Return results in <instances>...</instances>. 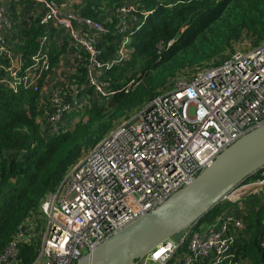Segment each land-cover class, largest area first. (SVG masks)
Instances as JSON below:
<instances>
[{"label": "built area", "instance_id": "2783aa9c", "mask_svg": "<svg viewBox=\"0 0 264 264\" xmlns=\"http://www.w3.org/2000/svg\"><path fill=\"white\" fill-rule=\"evenodd\" d=\"M74 2L0 0V71L4 73L0 81L13 91L39 90L40 80L48 76L41 91L47 94L44 116L52 131L62 129L56 122L64 112L88 101L77 86L71 87L73 101H65L63 87L77 66L85 63L88 68L89 81L82 87L106 96L101 73L130 53V36L124 34L114 57L100 61L96 44L107 32L105 23L83 15ZM116 11L121 14L119 31L125 33L137 6L130 0ZM33 21L41 28V45L26 64L15 34L25 22ZM54 30L62 37L53 38ZM45 43L63 51L61 62L69 51L71 75L56 71ZM54 74L58 78L52 80ZM262 124L264 42L179 78L171 90L141 106L94 146L71 169L59 191L43 202L48 222L36 263L76 264L110 235L192 182L222 150ZM263 187L264 177L245 180L220 203L236 205ZM225 207L212 220L196 221L180 237L148 253L142 264H227L241 218ZM20 239L21 234L7 256L15 255ZM179 252L181 258L174 262Z\"/></svg>", "mask_w": 264, "mask_h": 264}, {"label": "trees", "instance_id": "16d2710c", "mask_svg": "<svg viewBox=\"0 0 264 264\" xmlns=\"http://www.w3.org/2000/svg\"><path fill=\"white\" fill-rule=\"evenodd\" d=\"M129 1L75 0L83 15L105 23L107 32L96 44L100 61L114 57L124 34L130 36V53L101 73L106 96L82 87L89 81L88 68L85 63L77 66L63 87L65 101H73V86L89 96L88 101L63 113L56 122L60 131H52L44 116L47 94L41 87L48 76L40 80L39 90L13 91L0 81V264H37L42 235L35 231L43 230V202L113 129L171 90L179 78L220 64L241 50L243 42L251 41L252 48L264 42V0H134L138 11L129 15L127 32L121 33L116 10ZM146 11L151 13L144 16ZM41 33L33 21L15 34L26 64L41 45ZM45 45L52 66L60 64L63 51ZM3 74L0 71V78ZM103 98L108 104H100ZM263 177L264 168L247 180ZM225 206L229 204L219 202L201 222L212 220ZM235 227L233 256L227 264H264V206L246 209ZM19 234L15 255L7 256Z\"/></svg>", "mask_w": 264, "mask_h": 264}, {"label": "water", "instance_id": "95a60500", "mask_svg": "<svg viewBox=\"0 0 264 264\" xmlns=\"http://www.w3.org/2000/svg\"><path fill=\"white\" fill-rule=\"evenodd\" d=\"M263 168L264 124L227 146L192 182L110 235L76 264H142L148 253L180 237L227 193Z\"/></svg>", "mask_w": 264, "mask_h": 264}, {"label": "crops", "instance_id": "0c3cea01", "mask_svg": "<svg viewBox=\"0 0 264 264\" xmlns=\"http://www.w3.org/2000/svg\"><path fill=\"white\" fill-rule=\"evenodd\" d=\"M22 9L24 11L27 10L25 5H23ZM14 15H15V13H14ZM53 33H54L53 38H55V39H57V36L62 37V34H60V32H58V30H54ZM72 68H73L72 58L70 56L69 51L66 50L65 54L63 56L62 63L56 65V71L60 72L61 74L67 75V74L71 73ZM57 78H58V75L54 74L52 80L57 79ZM60 79H61V77H60ZM253 180H255V179H251L249 181H253ZM248 195L249 196H247L244 200L237 203L236 205H232V204L230 205L229 204L228 208H230V211H232V213H234L236 215V217H238V218L243 217L246 209L252 210L253 207L259 208V207L264 206V187L263 188H257L252 193H250Z\"/></svg>", "mask_w": 264, "mask_h": 264}, {"label": "rangeland", "instance_id": "374dc122", "mask_svg": "<svg viewBox=\"0 0 264 264\" xmlns=\"http://www.w3.org/2000/svg\"><path fill=\"white\" fill-rule=\"evenodd\" d=\"M16 42H17V44H19L17 38H16ZM239 47H240L239 49H241L242 51H248V50H250V49L252 48V42H251V41L243 42ZM17 48H18V46H17ZM61 83H62V82L60 81V82L56 83V85H59V84H61ZM84 98H86V95H83V99H84ZM83 99H82V100H83ZM100 104H108V102H107V100H105V99L103 98V99L101 100ZM247 199H248V198H247ZM47 222H48V217H46V216L44 215V219H43V230H40V232H39L38 230L35 231L36 236L39 235V237L41 238V235H42V240H43V238H44V234H45V230H46ZM39 224H42V223H39ZM181 253H182V252H179V254H176V255H177V258H175L174 262H178V261L180 260V258H181ZM176 255H175V256H176Z\"/></svg>", "mask_w": 264, "mask_h": 264}]
</instances>
